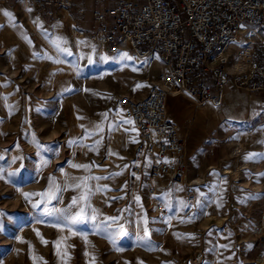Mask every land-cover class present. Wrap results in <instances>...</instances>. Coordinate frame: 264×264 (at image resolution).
<instances>
[{
	"label": "rangeland",
	"instance_id": "obj_1",
	"mask_svg": "<svg viewBox=\"0 0 264 264\" xmlns=\"http://www.w3.org/2000/svg\"><path fill=\"white\" fill-rule=\"evenodd\" d=\"M0 8V264L264 261V92L241 89L255 96L248 109L210 105L219 118L206 130L195 123L203 103L183 98L185 178L149 191L135 169L148 162L140 135L112 104L161 85L162 59L121 46L117 63L92 32L59 29L26 0Z\"/></svg>",
	"mask_w": 264,
	"mask_h": 264
},
{
	"label": "built area",
	"instance_id": "obj_2",
	"mask_svg": "<svg viewBox=\"0 0 264 264\" xmlns=\"http://www.w3.org/2000/svg\"><path fill=\"white\" fill-rule=\"evenodd\" d=\"M26 1L47 18L73 4ZM92 18L91 38L108 55H118L124 46L140 59L157 54L166 66L161 85L152 84L139 98L119 94L112 104L140 135L138 155L148 157V162L135 169L144 172L149 191L156 179L182 181L188 168L185 137L166 114L168 94L182 95L192 106L220 107L230 82L253 93L264 92V38H237L241 25L264 32V0H116L108 8L94 9Z\"/></svg>",
	"mask_w": 264,
	"mask_h": 264
},
{
	"label": "crops",
	"instance_id": "obj_3",
	"mask_svg": "<svg viewBox=\"0 0 264 264\" xmlns=\"http://www.w3.org/2000/svg\"><path fill=\"white\" fill-rule=\"evenodd\" d=\"M72 1L73 4L70 7L60 9L57 15L54 16L53 18H47V17L44 18L46 20L56 19L57 22L59 23L63 18L68 17L70 19L69 22H72L73 24L77 25L79 32L90 33L93 32V30L95 29V23L92 18V11L97 8H108L116 0H113L109 4L106 3L101 4L100 0H72ZM79 9H82V11H79ZM241 89H242L241 87L235 86L230 82L226 88V93L223 103L229 105L239 101L243 105L244 104L249 105V101H251L255 96H247L243 93ZM183 98L189 102V100L182 95H174V94L167 95V104H169V107L167 108L166 114L168 118H170L177 124V126H179L180 119L182 116H184V112L187 111L186 109L187 104L184 102ZM248 108L249 106H247L246 109Z\"/></svg>",
	"mask_w": 264,
	"mask_h": 264
},
{
	"label": "bare ground",
	"instance_id": "obj_4",
	"mask_svg": "<svg viewBox=\"0 0 264 264\" xmlns=\"http://www.w3.org/2000/svg\"><path fill=\"white\" fill-rule=\"evenodd\" d=\"M23 5V4H22ZM22 5H20L22 7ZM25 9V8H24ZM25 11V10H24ZM2 14V10L0 8V15ZM70 19L68 17L63 18L57 25L59 29H62L63 25L66 22H69ZM244 34L239 30L237 31V38L240 40L244 39ZM116 62L119 63L120 58L118 56H116ZM130 57H124L123 61H130ZM243 106H247L246 104H244ZM169 107V104H167V108ZM219 118V115L217 113V110H215L214 108H212L209 104L204 103L203 105L199 106L197 111H196V115H195V123L198 122V124L202 125L205 130L208 126H210L211 124H216L217 120ZM197 139V138H196ZM186 140V139H185ZM241 150V145L238 144L237 147L234 150V153H237ZM262 224H264V219L262 220Z\"/></svg>",
	"mask_w": 264,
	"mask_h": 264
},
{
	"label": "snow or ice",
	"instance_id": "obj_5",
	"mask_svg": "<svg viewBox=\"0 0 264 264\" xmlns=\"http://www.w3.org/2000/svg\"><path fill=\"white\" fill-rule=\"evenodd\" d=\"M5 15H8V14L5 13ZM125 55H127V54H125ZM128 122L131 123V121H128ZM253 155H255V154H250L248 157H246V159H250ZM28 195H29V194H25V197L27 198ZM81 198L84 199V200H87V195H84V196H82ZM73 203L75 204L76 201L74 200ZM81 215H83V212H82V211H81ZM111 219H115V218H111ZM42 242L45 243V244L47 243V241H43V240H42Z\"/></svg>",
	"mask_w": 264,
	"mask_h": 264
}]
</instances>
